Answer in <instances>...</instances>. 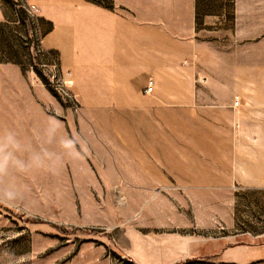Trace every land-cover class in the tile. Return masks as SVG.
I'll use <instances>...</instances> for the list:
<instances>
[{
  "label": "rangeland",
  "instance_id": "374dc122",
  "mask_svg": "<svg viewBox=\"0 0 264 264\" xmlns=\"http://www.w3.org/2000/svg\"><path fill=\"white\" fill-rule=\"evenodd\" d=\"M190 1L199 28L203 10H218L211 0ZM240 2L237 31L227 26L217 47L215 91L199 76L163 88L177 94H133L146 109L116 115L108 140L98 141L89 120L95 111L83 110L72 72L45 48L53 23L29 0H0V132L56 160L51 171L12 178L30 191L13 207L0 204V264H264V187L237 182V156H249L237 154V132L264 137V130L237 131L234 106L246 76L245 87L264 96V0ZM171 6L162 0L167 17ZM65 78L73 99L59 90ZM43 116L74 120L67 124L79 134L70 137L74 149L61 148L69 137H33V119ZM237 246L259 251L237 262Z\"/></svg>",
  "mask_w": 264,
  "mask_h": 264
},
{
  "label": "crops",
  "instance_id": "0c3cea01",
  "mask_svg": "<svg viewBox=\"0 0 264 264\" xmlns=\"http://www.w3.org/2000/svg\"><path fill=\"white\" fill-rule=\"evenodd\" d=\"M38 1L41 15L53 23L45 36V48L57 50L63 67L72 72V89L81 96L83 110L95 111L89 120L98 141L108 140V127L118 119L116 115L127 117L130 111L146 109L145 102L131 95L142 94L149 79L155 82L153 92L177 94L176 89L163 88L175 87L177 79L199 76L202 81L207 78L214 89L222 68L217 47L224 41L222 32L227 26L237 31V3H242L211 0L218 10H203L205 21L199 28L197 8L190 0H171L168 17L162 11V0H115V8L82 0ZM249 80L246 76L237 81V131L239 127H255V131L261 127L263 131L264 96L245 87ZM67 124L73 126L74 120L34 118L38 130L33 137H79L77 130L67 131ZM112 124L117 128L114 131H121L117 122ZM244 150L249 156H237V182L264 187V137L237 132V154ZM138 156L149 155L140 152ZM258 251L259 247L237 246V262H251L252 252Z\"/></svg>",
  "mask_w": 264,
  "mask_h": 264
},
{
  "label": "clouds",
  "instance_id": "9594fccd",
  "mask_svg": "<svg viewBox=\"0 0 264 264\" xmlns=\"http://www.w3.org/2000/svg\"><path fill=\"white\" fill-rule=\"evenodd\" d=\"M61 148L65 151L74 149L73 139L69 137L62 140ZM55 164L53 153L30 150L18 134L11 130L0 132V204L13 207L22 202L30 191L27 185L12 179L16 174L27 175L40 169L51 171Z\"/></svg>",
  "mask_w": 264,
  "mask_h": 264
},
{
  "label": "built area",
  "instance_id": "2783aa9c",
  "mask_svg": "<svg viewBox=\"0 0 264 264\" xmlns=\"http://www.w3.org/2000/svg\"><path fill=\"white\" fill-rule=\"evenodd\" d=\"M29 6H30V9L33 11H36L38 9L35 4H30ZM68 75H71V73L69 72ZM63 82H64V84H63ZM63 82L59 85V90H60L61 94L66 96L67 98L73 99L71 93L64 86V85L67 86V84H70L71 80L69 78H67V79L65 78ZM154 87H155L154 80L149 79L147 85L144 88V92L148 93V94L152 93L154 91ZM239 104H240L239 97H236V99L234 101V106H238ZM75 105H76V108H79L77 103H75Z\"/></svg>",
  "mask_w": 264,
  "mask_h": 264
},
{
  "label": "trees",
  "instance_id": "16d2710c",
  "mask_svg": "<svg viewBox=\"0 0 264 264\" xmlns=\"http://www.w3.org/2000/svg\"><path fill=\"white\" fill-rule=\"evenodd\" d=\"M93 2H95V3H100L98 0H92Z\"/></svg>",
  "mask_w": 264,
  "mask_h": 264
}]
</instances>
